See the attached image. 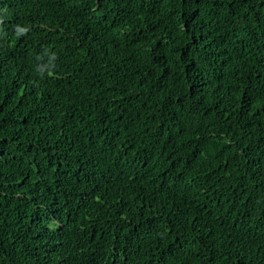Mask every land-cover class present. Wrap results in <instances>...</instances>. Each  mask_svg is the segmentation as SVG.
Masks as SVG:
<instances>
[{"label": "trees", "instance_id": "obj_1", "mask_svg": "<svg viewBox=\"0 0 264 264\" xmlns=\"http://www.w3.org/2000/svg\"><path fill=\"white\" fill-rule=\"evenodd\" d=\"M0 264H264V0H0Z\"/></svg>", "mask_w": 264, "mask_h": 264}]
</instances>
